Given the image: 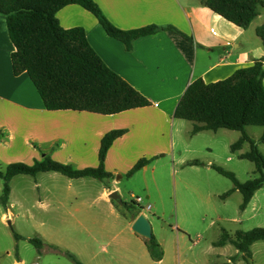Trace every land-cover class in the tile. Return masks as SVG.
Here are the masks:
<instances>
[{"label": "crops", "instance_id": "0c3cea01", "mask_svg": "<svg viewBox=\"0 0 264 264\" xmlns=\"http://www.w3.org/2000/svg\"><path fill=\"white\" fill-rule=\"evenodd\" d=\"M94 2L109 22L120 30L156 26L170 27L182 34L160 30L137 38L132 43L131 51H126L120 41L109 37L97 19L80 6L67 5L56 13L63 29L82 28L89 45L103 63L142 94L149 101V106L115 115L47 111L27 74L13 75L10 56L14 47L8 36L5 18L0 15V163L4 165L0 171L3 172L12 163L32 165L45 158L76 170L95 168L98 166V151L103 135L111 130H125L112 143L105 157L104 168L112 175L111 178L70 179L64 176L67 178V190L71 182H77L81 188L89 191L88 196L95 194V199L104 204L107 211L105 217L110 218L103 219L101 209L81 217L90 222L91 227L95 226L93 223L103 220L101 229L109 238V252L104 250L110 255L109 258L96 260L94 256L91 263L171 264L175 256L177 263L181 264L183 253L182 264H212L213 260L220 264H248L244 254L239 253L232 244L215 246L224 229H216V226L223 219L242 225L249 207L252 214L249 213L248 218L259 221L260 208L255 210L253 203L258 190L245 210L240 211L242 215L239 218H222L217 214L215 221L209 214L214 210L213 200H221V194L214 190L215 171L212 165H215V155L211 140L210 144L200 149L195 147L192 139L183 140V134L193 138L212 132L214 135H209L210 138L220 136L225 139L223 147L237 158L239 154L249 151V143L243 142L241 148L233 153L230 146L240 138V132L219 129L193 134L194 123H183L186 120L174 118V110L193 81L201 79L204 83H213L224 80L237 69L264 59V46L255 36V29L264 23V8L260 9L259 15L247 29H241L209 10L204 0ZM262 85L264 88V78ZM247 128L245 132L251 139H260L263 130L252 131ZM141 158L149 159L150 163L127 177V173ZM230 158L225 160L230 161ZM160 161L158 167L152 165ZM194 161L198 164L189 165ZM183 168L190 170L191 178L186 179L182 175L177 181V174ZM38 174H50L53 181H61L57 175L60 173L57 172ZM171 175L175 188L173 223L169 220V228L162 226V231H156V226L143 212L151 225L152 235L163 251L162 259L155 261L149 255L146 239L131 229L138 216L133 218L127 215L120 209L121 206L118 208L114 205L115 201L109 195L116 191L120 198L117 203L120 204L122 189L131 198L134 192L143 193L146 204L142 207L149 206L146 211L163 216L166 209L163 199L168 192L169 182L162 179L170 178ZM124 179L125 185L121 187L120 183ZM131 181L134 182L132 185ZM177 188L180 192L179 201ZM92 191L94 193H90ZM73 195L83 198L79 192H73ZM230 198L238 202L239 209L241 193L234 191L222 201L227 202ZM77 224L82 225L80 219ZM228 232L232 234V231ZM262 243L255 242L250 246L249 264H256L257 253L264 254V245H259ZM193 249L198 250V256L186 253ZM232 258L235 260L232 261Z\"/></svg>", "mask_w": 264, "mask_h": 264}, {"label": "trees", "instance_id": "16d2710c", "mask_svg": "<svg viewBox=\"0 0 264 264\" xmlns=\"http://www.w3.org/2000/svg\"><path fill=\"white\" fill-rule=\"evenodd\" d=\"M72 4L92 14L105 33L120 41L126 51H131L133 41L139 37L152 35L160 30L179 33L170 27L156 26L120 30L109 22L94 0H0V15L5 18L8 36L14 47L10 56L13 75L18 76L24 72L27 74L47 111L115 115L149 106V101L142 94L103 63L89 45L82 28L63 29L59 25L56 13ZM204 4L241 29H247L259 15L260 9L264 8V0H204ZM255 36L264 46V23L255 29ZM263 61L264 59L255 60L247 67L237 69L224 80L213 83H204L201 79L193 81L174 110V118L194 123L193 134L219 129L240 132V138L230 146L233 153L241 148L243 142L249 143V151L239 154L238 158L254 164L256 177L240 182L232 173L212 165L215 172L229 179L233 185L220 198L225 199L238 191L242 195L240 211L245 210L255 192L264 186V156L245 132L248 126L261 127L263 131L259 142L264 144ZM125 132L111 130L103 135L98 151V166L95 168L76 170L49 158L32 165H7L3 172L0 171V179L3 180L0 203H8L9 182L17 175L35 176L38 173L57 172L70 179L111 178L112 175L104 168L105 157L112 143ZM149 163V159L141 158L127 173V177ZM196 164L198 163L195 161L189 163ZM133 204L139 205L135 201ZM122 207L133 218L143 210L142 207L130 210L127 204ZM14 237L19 239L17 235ZM259 241L264 242V227L232 234L222 229L215 246L232 244L239 253L244 254L249 264L250 246ZM29 242L38 249L42 246L38 239H30ZM145 245L152 260L162 259V248L153 235L145 240ZM65 255L73 264H82L73 254L65 252ZM231 260L234 261L235 258Z\"/></svg>", "mask_w": 264, "mask_h": 264}, {"label": "rangeland", "instance_id": "374dc122", "mask_svg": "<svg viewBox=\"0 0 264 264\" xmlns=\"http://www.w3.org/2000/svg\"><path fill=\"white\" fill-rule=\"evenodd\" d=\"M190 121H183L188 123ZM193 123V122H190ZM250 130H262L258 126H248ZM202 136H186L183 134V140L192 139L196 146L200 149L205 144H210L211 140L212 152L215 155L213 159L215 166L224 169L227 172L232 173L235 178L240 182H245L257 176L255 173V166L252 162L244 159H239L235 155L230 154L227 148H224L225 139L220 136L210 138L209 135H214L212 132L201 134ZM177 138V135H176ZM258 151L264 156V144H261L259 140L252 139ZM230 161L225 160L230 157ZM160 162H153L152 165L159 166ZM4 165L0 163V170ZM180 169V168H177ZM61 181L56 182L50 177V174H36L35 176L18 175L9 182L11 189L10 199L6 205L0 203V264H73L72 261L65 255V252L73 254L82 264H92L91 259L105 260L109 258V250L107 241L109 238L106 233H103L101 229V221L93 223L95 226L85 221L83 216H89L90 212L102 210L103 219L106 218L107 211L104 208V204L100 200L95 199V194L88 196V190L84 187L81 188L77 182H71L70 189L67 190L66 180L61 174H57ZM148 170V178H149ZM184 175L185 178H191L190 170L183 168L177 174V181L180 176ZM214 176V190L220 192L222 195L226 190L232 186V182L213 172ZM168 180V192L163 199L165 204L164 215H153L146 211L143 205L146 204L145 195L140 192H134V197L142 199L140 205L133 204V198L122 189L121 198L122 204L114 202L116 207H122L123 204H127L130 210H137L138 207H142V212H146L148 218L153 225L156 226V231H162V226L169 228V220L174 217L175 209V188H173L174 177H164L162 180ZM134 180V179H133ZM132 180V181H133ZM126 179H124L120 185H125ZM130 182L131 185L134 182ZM149 181V179H148ZM3 180L0 179V196L2 195ZM73 192H79L83 198H79L73 195ZM94 193V191L90 192ZM180 192L177 188V198L179 201ZM214 210L209 216L216 221L217 214L222 218H239L242 212L238 209V202H235L233 198H230L227 202H224L217 198L213 200ZM151 203V202H150ZM253 203H255V210L260 208L259 221L250 219L249 213L251 207L248 208L246 214H244V222L242 225H236L231 221L222 220L221 224L217 223V228H224L226 231L236 230L249 231L253 226L264 227V186L258 190L255 194ZM77 209H81L80 212ZM123 210V207L120 208ZM179 214V212H178ZM252 214V213H250ZM233 216V217H232ZM79 219L82 225L77 223ZM169 223V224H168ZM14 235H17L19 239H16ZM38 239L41 241L42 246L40 249L32 245L29 240ZM193 241V239H192ZM264 245V243L259 244ZM108 250L105 253L104 250ZM188 255L195 253L198 256V250L187 251ZM184 254L181 255V264ZM225 262V259H222ZM256 264H264V254L257 253ZM171 264H178L174 256ZM212 264H220L213 260ZM237 264H244L243 262Z\"/></svg>", "mask_w": 264, "mask_h": 264}, {"label": "water", "instance_id": "95a60500", "mask_svg": "<svg viewBox=\"0 0 264 264\" xmlns=\"http://www.w3.org/2000/svg\"><path fill=\"white\" fill-rule=\"evenodd\" d=\"M109 198L115 202H119L120 198L116 191L109 195ZM131 229L144 239H150L152 237L151 225L146 219L145 215L141 213L133 222Z\"/></svg>", "mask_w": 264, "mask_h": 264}, {"label": "built area", "instance_id": "2783aa9c", "mask_svg": "<svg viewBox=\"0 0 264 264\" xmlns=\"http://www.w3.org/2000/svg\"><path fill=\"white\" fill-rule=\"evenodd\" d=\"M132 198H133V201H135V203H137V204H139V205H140V203L142 202V199L139 198V197H134V196H132ZM144 209H145V210H148V209H149V206L144 207ZM141 213H143V212L141 211Z\"/></svg>", "mask_w": 264, "mask_h": 264}]
</instances>
